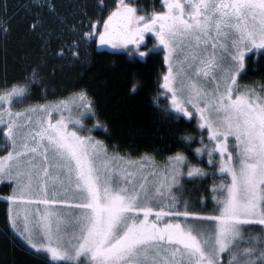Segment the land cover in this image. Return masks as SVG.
Listing matches in <instances>:
<instances>
[{
    "label": "snow or ice",
    "instance_id": "obj_1",
    "mask_svg": "<svg viewBox=\"0 0 264 264\" xmlns=\"http://www.w3.org/2000/svg\"><path fill=\"white\" fill-rule=\"evenodd\" d=\"M97 48L162 54L150 107L200 146L91 135ZM0 152L3 239L37 264H264V0H0Z\"/></svg>",
    "mask_w": 264,
    "mask_h": 264
},
{
    "label": "trees",
    "instance_id": "obj_2",
    "mask_svg": "<svg viewBox=\"0 0 264 264\" xmlns=\"http://www.w3.org/2000/svg\"><path fill=\"white\" fill-rule=\"evenodd\" d=\"M148 47H152L150 38L146 37ZM147 50V49H142ZM93 63L90 65L92 71L89 73L90 77L96 79H86L82 86L90 87L95 94V99L98 101V119L102 127L94 130L93 135L97 140L104 141L110 145H119L121 151H130L128 144L144 145L150 142H155L160 139H166L167 142L172 143L175 139H180L185 135L196 137V143L191 145V149L199 147V130L196 128L195 121L189 122L186 118L180 123H173L171 121L159 118L155 110L150 107L151 97L155 95L157 76L163 70L161 57H155L146 62H139L131 60L127 55H120L116 50L99 49L92 54ZM256 57H253L255 60ZM8 60L10 65L19 60V56L9 49ZM74 72H69V76H75ZM14 76H19V69L10 74V79ZM108 85L105 87H97L96 85ZM113 91H118L122 97H130L126 99L125 106L121 107L116 102L110 99ZM139 93L135 95L134 93ZM37 92L33 91L32 98L24 103H14V110L26 107L28 103H36ZM68 95L67 92L62 93L61 96H49V100H55ZM43 103L44 101H39ZM161 106L165 105V101H160ZM87 127L91 128L96 119H89L87 116L84 119ZM111 128L112 140L108 139L103 128ZM87 134V133H85ZM205 141L207 137L205 134ZM176 149L184 151L189 156L193 163L198 160L203 161L197 166L205 168L211 172L207 165V156L195 157L192 152L185 149L181 145H176ZM0 154H3L0 152ZM135 155V153H133ZM167 155V154H166ZM219 183L220 178L209 177L206 180L198 182L196 187L199 188V195L204 197L208 195L205 188H210L213 182ZM190 190L193 185L187 186ZM8 189L0 186V195L5 194ZM210 203L209 201H204ZM7 211V204L0 200V262L3 264H37L31 257L25 255L19 248H14L11 243L3 239L5 230V217Z\"/></svg>",
    "mask_w": 264,
    "mask_h": 264
}]
</instances>
